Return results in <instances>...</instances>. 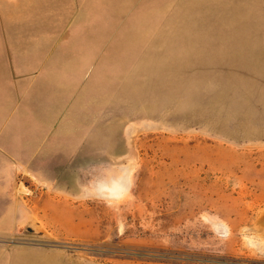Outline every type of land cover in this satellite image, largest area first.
Wrapping results in <instances>:
<instances>
[{
    "label": "rangeland",
    "instance_id": "374dc122",
    "mask_svg": "<svg viewBox=\"0 0 264 264\" xmlns=\"http://www.w3.org/2000/svg\"><path fill=\"white\" fill-rule=\"evenodd\" d=\"M0 264H264V0H0Z\"/></svg>",
    "mask_w": 264,
    "mask_h": 264
},
{
    "label": "crops",
    "instance_id": "0c3cea01",
    "mask_svg": "<svg viewBox=\"0 0 264 264\" xmlns=\"http://www.w3.org/2000/svg\"><path fill=\"white\" fill-rule=\"evenodd\" d=\"M39 53H41V51H40ZM39 53H38V54H39ZM38 54H37V55H38ZM37 55H36V56H37ZM36 56H34V57L29 56V58H30V60H31V59L35 58ZM45 114L47 115V114H49V113L47 112V113H45ZM51 120H52V119L49 118V116H47V117L44 118V121H47V122H48V121H51ZM54 137H56V136L53 135V134H48V137L45 139V144H46V146H47L48 148H49L50 145L53 143V140H51V139L54 138ZM43 176H44L43 174H41V173L39 174V177H43Z\"/></svg>",
    "mask_w": 264,
    "mask_h": 264
},
{
    "label": "bare ground",
    "instance_id": "6f19581e",
    "mask_svg": "<svg viewBox=\"0 0 264 264\" xmlns=\"http://www.w3.org/2000/svg\"><path fill=\"white\" fill-rule=\"evenodd\" d=\"M129 185V184H128Z\"/></svg>",
    "mask_w": 264,
    "mask_h": 264
}]
</instances>
